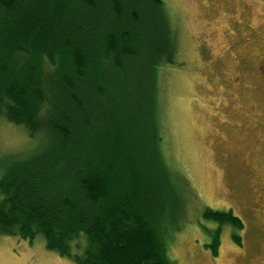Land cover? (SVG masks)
I'll return each instance as SVG.
<instances>
[{
    "label": "trees",
    "instance_id": "obj_1",
    "mask_svg": "<svg viewBox=\"0 0 264 264\" xmlns=\"http://www.w3.org/2000/svg\"><path fill=\"white\" fill-rule=\"evenodd\" d=\"M174 35L160 0H0V124L48 140L0 158L1 232L42 234L77 264H178L160 227L165 186L136 164L137 138L117 146L115 128L108 143V124L94 133L102 98L113 101L110 85L143 53L148 65L176 63ZM204 218L243 228L233 212Z\"/></svg>",
    "mask_w": 264,
    "mask_h": 264
},
{
    "label": "rangeland",
    "instance_id": "obj_2",
    "mask_svg": "<svg viewBox=\"0 0 264 264\" xmlns=\"http://www.w3.org/2000/svg\"><path fill=\"white\" fill-rule=\"evenodd\" d=\"M160 1L175 34L176 63L148 65L143 53L142 65L110 85L113 101L102 98L101 111L109 107L94 133L108 124L107 142L115 128L123 134L117 146L129 140L130 131L137 138L136 164L156 171L165 186L162 226L154 219L164 228L166 250L178 264H264V115L249 113L253 101L258 103L256 90L237 96L228 82L229 47L235 41L246 39L243 56L261 59L264 0ZM18 128L0 124V158L48 143ZM206 209L233 212L245 228L208 220ZM216 239L218 254L213 255ZM0 264L77 262L48 249L42 234L31 240L0 231Z\"/></svg>",
    "mask_w": 264,
    "mask_h": 264
},
{
    "label": "flooded vegetation",
    "instance_id": "obj_3",
    "mask_svg": "<svg viewBox=\"0 0 264 264\" xmlns=\"http://www.w3.org/2000/svg\"><path fill=\"white\" fill-rule=\"evenodd\" d=\"M256 36L257 38H260V34H256ZM246 42V39H240L235 41L229 47V50L230 48H233V52L228 62V64L231 66L229 67L231 74L228 77V82L235 90L237 96L242 95L243 92H248L250 89H254L257 91L255 97L253 98L258 101V103L253 101L249 113L250 115L254 113V117L262 118V116L264 115V51L260 52L261 59L256 61H254L250 57H246V55L243 56L241 47L242 44ZM247 58H250L253 62L247 61ZM250 69L252 73L247 71ZM250 83H253V87L252 85H249ZM261 96H263V99L260 98ZM223 212L230 213V211ZM234 235L235 234L230 235L233 240Z\"/></svg>",
    "mask_w": 264,
    "mask_h": 264
}]
</instances>
